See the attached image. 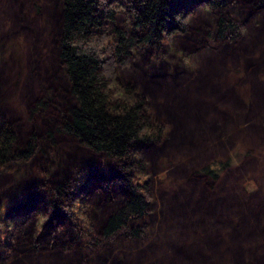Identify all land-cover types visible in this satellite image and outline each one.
I'll return each instance as SVG.
<instances>
[{
	"label": "trees",
	"instance_id": "trees-1",
	"mask_svg": "<svg viewBox=\"0 0 264 264\" xmlns=\"http://www.w3.org/2000/svg\"><path fill=\"white\" fill-rule=\"evenodd\" d=\"M12 3L10 0L4 13L14 19L16 4ZM202 3L211 19L207 36L220 48L231 45L223 50L226 56L234 64L246 60L247 74L253 76L258 66H264V8L259 9L264 0ZM249 3L261 20L254 23V28L248 27L247 31L255 32L254 39L247 40L243 20L233 11L242 14L249 9ZM32 5L41 12L39 25L30 22L23 25L34 34L40 48L23 95L33 119L29 131L14 122L19 111L13 105L8 106L14 98L17 100L16 94L12 95L16 87L11 85L8 73L0 74V103L8 107L5 108L8 116L0 111V171L7 173L0 179V186L12 189V194L0 199V225H4L0 228V239L6 238L0 247L1 261L5 256L16 255L18 264H82V255L70 253L74 242L85 246L83 253L90 256L91 253H85L89 247L102 248L121 236L130 241L141 240L143 244L152 239L157 245L144 248V253L120 252L124 258H115L110 264H148L143 260L148 252L150 259H146L150 264H264V196L237 197L229 187L222 185L218 189L217 166L225 167L228 160L217 162L216 167L208 164L199 169L213 180L209 194L201 191V196L195 198L194 188L198 186L191 177L188 190L179 189L167 197L170 205L164 207L160 223L149 220L154 198L148 187L144 148L161 143L165 150H195L192 155L198 160L203 150L212 152L221 148L220 139L216 142L213 139L220 133L228 134L231 127H237L231 139L246 129L249 135L264 141V86L254 82L253 96L244 104L236 92L219 80L224 67L218 53L189 51L190 55L199 53V68L182 85L177 79L175 85L161 79L146 83L152 94L166 99L160 111L165 110L174 119L173 130H169L164 116H157L150 108L147 97L117 71L135 51L143 49L157 50L162 56L170 53L169 59H175L176 55L168 51L172 43L168 40L166 44L164 38L203 25L208 20L203 12L191 23L192 9L181 0H129L125 20L118 16L110 0H32ZM5 35L9 36L7 32ZM4 38L0 42L2 71L15 66L6 62L8 41L5 44ZM255 48L261 53L259 59L252 52ZM171 65L175 66L173 61ZM195 91H207V101L199 97L190 99L189 94ZM22 93L20 88L19 94ZM224 103L234 108L220 107L223 111L219 113L218 105ZM193 111L198 114L196 117L191 114ZM39 120L45 121L40 130L36 128ZM244 121L248 124L242 125L246 124ZM82 153L99 156L96 163L91 158L82 160L99 167L104 174L115 172L116 181L125 188V195L115 201L110 182H104L109 205L96 206L102 212L107 210L99 233L93 231L94 222L87 212L92 208L87 203L80 204L78 212V206H73L72 199L80 191L82 177L89 169L82 168L80 161L75 162ZM73 161L72 167L79 165L71 172L68 163ZM32 165L35 169L29 175L27 170ZM185 169L181 165L177 172ZM54 170H59V174L51 182L48 175ZM142 174L143 182H133V178ZM14 176L18 178L12 188L10 179ZM37 182L46 187V203L59 215L57 219H66L60 224V231L53 229L49 235L46 231L50 229L41 235L35 233L36 213L45 208L35 199L33 186ZM27 193L32 199L22 201ZM79 213L85 220H81ZM220 218L228 223L232 218L236 220L228 228L235 229L232 241L216 235V229L225 231ZM58 243L69 250H58ZM100 261L96 264H101L104 258Z\"/></svg>",
	"mask_w": 264,
	"mask_h": 264
},
{
	"label": "rangeland",
	"instance_id": "rangeland-1",
	"mask_svg": "<svg viewBox=\"0 0 264 264\" xmlns=\"http://www.w3.org/2000/svg\"><path fill=\"white\" fill-rule=\"evenodd\" d=\"M181 1L192 9L189 18L191 23L193 18L197 19L199 12H203L202 14L206 16L208 20L205 21L203 25L197 26L194 29H190L188 33L175 35L173 38H164L166 44L168 40L172 43V48L168 49V51L171 50L170 52L176 55L175 59H169L170 53H166L162 56L161 52H158L157 50L143 49L135 51L131 55L126 65L120 66L117 70L124 80L136 86L140 93L147 97L150 108H153L152 110H154V113L157 116L160 117L162 115L166 118L165 120L169 125V130L174 129V119H172V117L169 116L168 112H166L165 110L160 111L162 108V104H164L166 99L152 94L148 89V85L146 83L151 80L155 81V79H161L164 81H168L171 85H175V79H177V82H181L180 84L182 85V82H185V80H187L188 78L191 79V77H194L196 75L197 68H199L197 63L201 57H198L199 53L192 52V55H190L189 51L199 50V52L206 51L211 53H218L222 57L221 62L223 63L224 67L219 73V80L222 83L224 82L225 85H227L226 87H228L231 92H236L239 100H241L244 104L249 103L250 98H252L253 96L252 88L254 86L252 85L254 82L264 86L263 65L258 66L257 70L253 72L254 75L249 77V74H247L248 67L246 65V60L239 61L234 64L233 60L231 61V59L228 58V56H226V54L224 53V48L231 45L224 44L223 46L221 45L220 48L218 43L213 41L210 35L207 36L206 30L210 28L211 19L207 13V9L204 5L205 3H202L203 0ZM9 2L10 0H0V42L1 39L6 36H3V33L7 32V35L9 34V36H6L4 38L5 44L8 41L6 62L10 64L14 63L15 66L10 70L6 69L5 71H2L3 65L0 63V65L2 66L0 67V74L2 72H5L7 75L8 73L11 76V85L15 84L16 92L14 94L12 93V95L16 94L17 100H15L14 98V102L12 101L9 106L7 103V106L12 107L13 105V107L18 109L19 112H17V116L14 117V122L18 127H21V129L27 131L28 129H31V127H33V119L29 112V106L26 102H24V100L26 101V98H23V95L26 91L25 88L28 86V82L31 79L30 76L32 75L33 68L36 67L35 64L38 59L37 55H39L40 48L38 47L39 44L35 41L34 34L30 33V31L27 30V28L23 25L27 22L39 25L40 17L38 13L41 12V10L38 11L37 8L34 9L32 0H20V3H18V0H13L12 6L16 4V7L13 11L14 14H17V16L12 19L10 17H6L4 13V10L9 6ZM110 3L116 9L118 16L121 19L125 20V18L127 17L126 6L129 4V0H110ZM250 4L251 3L247 5L249 9H246L244 12H242V14H239L232 10L233 13H235L243 20L245 30L243 35H245L246 33L245 37L247 40L254 39L255 32L254 30L247 31L248 27L253 26L254 28V23H259V21L261 20V17L254 14L256 8H254ZM262 8H264V6L259 8L260 11L262 10ZM258 40H260V37L258 38ZM259 42L260 41H258V43ZM252 52H254L256 58L259 59L261 57V53L256 48L252 49ZM172 61L174 62L175 66L171 65ZM20 88H23L22 94H19ZM207 94V91H201V93L195 91L191 92L189 95L191 96L190 99L193 98V100H195V98L197 99L199 97L198 99L207 101V97L205 98V95ZM28 96H30L29 91ZM8 107L6 108L5 105L3 106V104L0 103V111H2L6 116H8V114L5 112V108L8 109ZM220 107L223 109L225 107H230L232 109L234 108L227 103L219 104V113L223 111L222 109H220ZM191 114L195 117L196 115H198L196 114V111L191 112ZM219 119L217 121H219ZM44 122V120L42 122L39 120L36 128L40 130L41 127H43ZM245 123L246 124L242 125L248 124L247 122ZM236 129L237 127H231L228 134L225 132L223 134L220 133L219 136L213 140H215L214 142H216L218 139H220V142L223 144V146L219 149H215L212 152L203 150L204 152L200 155L198 160H196V158H194L192 155L195 150L190 152L188 150H165L160 147L161 143L157 145H151L150 147H146L142 150V157L147 161L149 170L148 187L152 192V198H154L151 199V206L153 210L151 211L149 217L150 221L160 223L163 211L165 209L164 207L168 204L167 197L171 193H173L174 191H178L179 189L188 190L189 180L191 179V177L193 178V183L195 182V184L198 186V189L194 188V191H196V193L194 194L195 198H199V196H201V191H203L206 195L207 193L209 194V190L211 188L210 185L213 184V180L209 175H207V173L201 172L199 171V169L208 164H212V167H216L218 164L217 162H220L222 160H228L229 162L223 168L218 169L219 165L217 166L215 175L219 178V180L217 181L218 189L222 185L225 187H229L234 191L237 197H249L251 194L264 196V141L259 140V138H254L252 135H249L246 129L242 133L238 132L237 136L231 139V136L236 132ZM62 139L63 138H61V140ZM66 143L67 141H65V144ZM210 144H212L211 141ZM209 146L210 145H208V147ZM73 149L77 148L74 147ZM77 154L79 153L77 152ZM84 154H87V156H83ZM76 157L78 159L75 160V162L80 161L79 164H81L82 168L89 167V169L87 170V173H85L82 177V183L79 188L80 191H77L72 199L73 206H78V212L81 210H79L80 204L83 205L87 203L86 206L92 208V210L89 209V211L87 212H90V216L92 217L94 222V226L91 225L93 231L99 233V227L102 223L101 221L107 210H104L102 212V208L96 206H107L106 203L109 205L108 198L105 194L107 190L104 187V182H110V192H112L111 194L113 198L116 199L115 201H119V199H121L125 195V188L122 184L116 181L117 175L115 172L111 171L107 174H104L102 169H100L99 167L91 165V162H84L85 160H82L91 158L90 161H95L94 163H96L97 161H99V156L92 154L89 155V153H82L80 155H77ZM39 160L40 158L37 159L36 163H38ZM192 160L193 162L190 165H186L189 164ZM68 164H70L69 169L71 170V172L76 169L75 167L77 165H79L75 164V166L72 167L74 165V161ZM181 165H185L186 169L180 173L177 172V169ZM33 167L35 166L32 165V168L27 170L29 175H31L34 171L35 168ZM4 172L5 171H0V179L7 174H5ZM58 174L59 170H54L53 173H50L48 175L49 180L53 182L54 180H56L55 177L57 178ZM17 178L18 176H14L10 179L12 181V188L16 186ZM31 178L33 180V177ZM143 179L144 175L142 177L136 176L135 178H133V182L141 183L143 182ZM19 183H22V181ZM2 184L6 186V183L4 181L2 182ZM196 185L193 184V187ZM40 186L41 184L37 182L36 185L33 186V191H36L34 194H36L35 199H37L38 204H42V206H45V208L36 213L34 225L35 233L41 235L45 232V230L50 229L46 231L47 235H49L51 232L53 233L55 229L61 230L59 226L60 224H64V220L66 219H57L59 215L54 214L53 210L49 207L50 205L46 203V187ZM9 194H12V189L10 186L9 188H2L0 186V199L3 195ZM78 195H81L83 197V200ZM32 197L33 196H30L27 193L24 200H22L21 198L20 199L22 201H28V199L31 200ZM169 205L170 204H168V206ZM10 210L12 211L13 209ZM10 214H13L14 216L13 211L10 212ZM78 215L82 221L85 220L86 217L80 215V213ZM53 219L56 221H54ZM234 221L236 220L232 218L229 223L223 222L222 218H220V222H222L221 225L224 226L225 231L223 232L220 229L219 232L216 229V235H222L224 237L226 236L228 240L232 241L233 237L231 236V234L235 229L233 228V226H231L230 229L228 228L229 225ZM157 225L158 223L156 224V226ZM1 227H4V225H0V228ZM1 237L2 239H4L2 233ZM5 240L0 239L1 248L4 246ZM62 241L63 240H61V242ZM140 241H130L124 237L117 236L111 243L102 248L89 247L90 250H88V252L85 251V253H91L89 254L90 256L83 253L82 248L86 249L84 248L85 246L82 247L80 242H74L73 248H70V253H73V255H82V264H96L98 262H101V258H104V261L101 264H110V261L112 263L115 258H117V260L123 259L124 255L121 254L124 251L128 253L134 250V253H144V248H149V245H157L156 243L154 244V242H152V239H149L147 241L148 243L144 244ZM56 248H58V250L60 251L69 250L68 248H66V246H61V244L59 243ZM148 253L147 256H145L146 258L149 257L150 259V254ZM13 254H15V251L13 252ZM108 254L110 256H108ZM64 256L65 258H67L66 255ZM107 256L109 260L107 261L106 259L105 261V258H107ZM146 258H144L143 260H146V262L150 264V262L147 261ZM2 259L5 260L1 261L0 259V264H18V258L16 255L14 257L5 256Z\"/></svg>",
	"mask_w": 264,
	"mask_h": 264
}]
</instances>
